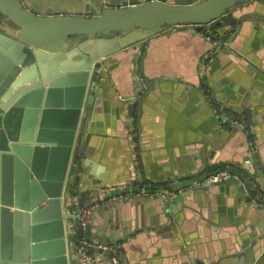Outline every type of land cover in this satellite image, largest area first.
<instances>
[{
  "label": "water",
  "instance_id": "1",
  "mask_svg": "<svg viewBox=\"0 0 264 264\" xmlns=\"http://www.w3.org/2000/svg\"><path fill=\"white\" fill-rule=\"evenodd\" d=\"M245 1L107 0L104 6L86 4L85 14H58L51 7L40 12L28 0H0V264H79L77 245L83 229L71 209L94 202L103 211L119 207L120 215L130 200L142 210L145 204H153L155 223L168 226L172 236L182 215H205L198 205L209 196L210 186L234 184L237 195L255 208V217H264V159L257 151L235 166L236 178L210 185L199 181L223 162H214L213 147H189L187 154L196 167H202L201 172H193L197 178L180 182L192 176L187 173L169 179L153 199L126 195L135 186L98 192L87 203L73 202V194L80 192L69 182L70 162L83 153L87 122L92 114L102 112L96 81L91 79L100 69L99 61L132 45L138 46L137 58L145 40L169 26L195 25L211 32L227 27L221 39L229 35L230 42L239 19L229 13ZM255 2L253 17L264 27V0ZM73 36L83 38L70 41ZM134 79L133 98L127 101L124 117L129 120L131 148L141 151L149 142L142 140L137 120L157 80L137 73ZM222 103L225 117L235 121V127L247 126L249 134H255L252 116H259L253 105H246L244 97L236 104ZM98 209L94 208L87 235L99 245L94 250L107 256L110 252L103 247L125 237L109 238L108 230L96 227L93 219ZM179 243L184 252L186 244ZM233 253V264H258L259 255L251 247ZM184 260L204 264L191 256Z\"/></svg>",
  "mask_w": 264,
  "mask_h": 264
},
{
  "label": "crops",
  "instance_id": "2",
  "mask_svg": "<svg viewBox=\"0 0 264 264\" xmlns=\"http://www.w3.org/2000/svg\"><path fill=\"white\" fill-rule=\"evenodd\" d=\"M28 1L40 12L51 7L58 14H85L86 4L104 6L107 0ZM255 8V0H247L229 13L239 19L237 33L227 42L230 52L213 50L211 31L196 33L189 26H169L146 39L137 58L138 46L132 45L99 61L100 69L91 79L96 81L102 112L90 117L83 153L70 162L69 182L80 192L73 194V202L87 203L92 195L110 188L129 190L143 180L149 193L146 199H153L169 179L191 173L180 181L191 182L197 178L193 172H201L202 167H196L187 154L189 147H213L214 162L222 161L221 168L233 171L255 151L264 159V27L253 17ZM224 32L227 27L213 33L221 39ZM208 51H212L210 60ZM136 73L157 80L137 120L142 140L149 142L141 151L131 148L129 120L124 117ZM243 97L259 116H252L254 135L247 126L240 129L232 121L220 123L213 115L214 106L227 100L236 104ZM207 192L209 196L198 205L206 217L185 213L172 236L168 226L155 223L153 204H145L142 210L135 200L128 202L121 215L119 207L103 211L97 204L93 220L99 230H108L109 238L125 237L117 241L124 257L121 264H186L188 256L204 264H233L234 249L249 247L257 256L261 251L257 260L264 264V217H255V208L237 195L234 184L210 186ZM180 241L186 244L184 252ZM99 264H110L108 257Z\"/></svg>",
  "mask_w": 264,
  "mask_h": 264
},
{
  "label": "built area",
  "instance_id": "3",
  "mask_svg": "<svg viewBox=\"0 0 264 264\" xmlns=\"http://www.w3.org/2000/svg\"><path fill=\"white\" fill-rule=\"evenodd\" d=\"M159 1V0H154ZM193 29L196 33H207L208 30L202 28L198 30L195 25H187ZM213 44V50H220L228 48V43L226 39H220V36L216 33H210L209 37ZM212 51H208L206 53V57L208 60L211 59L210 53ZM213 115L217 118L220 123L224 121H229L225 117V112L221 109L220 106L213 107ZM230 122V121H229ZM235 122V121H232ZM237 174L235 171L230 170L228 168H218L213 171L207 172L203 175L202 179L199 181V184H214L217 182H224L229 178H236ZM134 196L138 198H146L148 196V191L146 188V182L143 180L136 185V190L132 193ZM97 202L91 204H84L83 206H74L71 209V214L76 216L77 222L83 229V233L81 238L79 239L77 245V255L78 259L81 262L89 263V264H99L102 262L104 258V254L101 252H96L94 249L99 247V245L95 241H91L89 236L87 235V226L90 223L94 208L97 206ZM104 249L108 250L110 253L108 256V262L110 264H121L123 261V253L121 243L116 242L115 244H109Z\"/></svg>",
  "mask_w": 264,
  "mask_h": 264
}]
</instances>
